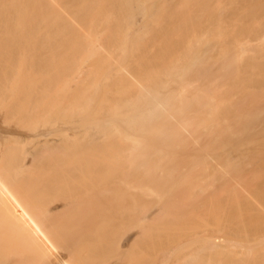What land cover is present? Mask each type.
<instances>
[{
	"label": "bare ground",
	"instance_id": "bare-ground-1",
	"mask_svg": "<svg viewBox=\"0 0 264 264\" xmlns=\"http://www.w3.org/2000/svg\"><path fill=\"white\" fill-rule=\"evenodd\" d=\"M0 264H264V0H0Z\"/></svg>",
	"mask_w": 264,
	"mask_h": 264
},
{
	"label": "rangeland",
	"instance_id": "rangeland-1",
	"mask_svg": "<svg viewBox=\"0 0 264 264\" xmlns=\"http://www.w3.org/2000/svg\"><path fill=\"white\" fill-rule=\"evenodd\" d=\"M12 143H14V142H12ZM9 144L11 145V142H9ZM15 144V143H14ZM13 145V144H12Z\"/></svg>",
	"mask_w": 264,
	"mask_h": 264
}]
</instances>
